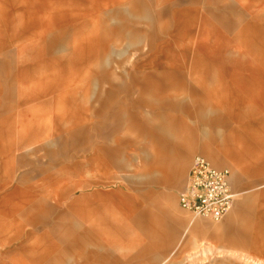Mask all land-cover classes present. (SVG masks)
Here are the masks:
<instances>
[{"label": "crops", "instance_id": "obj_1", "mask_svg": "<svg viewBox=\"0 0 264 264\" xmlns=\"http://www.w3.org/2000/svg\"><path fill=\"white\" fill-rule=\"evenodd\" d=\"M18 1L23 4L18 3L19 6H16V0H0V45L42 43L44 47L41 52L33 50L31 53V58L41 60L49 58L51 51L59 57L62 54L70 58L77 57L82 53L81 49L86 48L90 49L88 55H107L112 52L110 47H115L119 41L121 43L126 39L128 47H133V51H140V56L131 65L133 69L139 70L125 71L119 77L113 78L104 64L96 62L98 63L94 65L96 71L87 79L74 76L75 79L70 83L73 86H69L72 90L69 92L59 93L61 88L56 91L48 84L36 82L33 83L29 94L19 93L21 96L16 97L12 95L15 82L16 86H19L20 80L26 76L31 78L30 74H34V70L30 73L28 71V75L23 71L14 73L11 62L16 53L0 52V124L6 125L4 132L0 131V151H10L6 152L7 156L2 159L7 166L3 173L8 174L6 185L11 184L9 178L11 176L14 178L17 168H26L21 171L19 180L14 182V186L7 193L11 195L9 201L4 200V193L0 197V208L9 206L11 215L13 213L12 217L18 215L33 229L34 235H39V226H48L52 212L61 209L65 212H69L70 209L81 211L91 205V201L97 204L95 201L98 199H101V202L104 200L103 204L107 205L105 198L107 195L102 191L97 194L91 193L84 199L75 198L73 201L65 199L64 192L67 189L60 193L59 171H65L66 179H69L71 176L80 177L82 170L92 172L93 176L95 175L93 170L99 169L97 177L89 179L88 182L103 183L106 177L100 174H104V165L108 164L115 170H120V176L115 180L122 179V172H127L128 180L136 182L141 188L147 187L149 196L146 201L147 211L153 210L164 216L162 220H155V227H172L175 234L182 227L184 230L182 237L190 233L191 242L203 241L213 244L210 252L215 249L227 250V253L232 255L264 259V181L254 176V169L250 171L253 178L238 177L236 166L239 161L233 160L227 144L228 139L224 141L225 154H221L217 147L219 142L214 128L220 122L219 118L208 115L206 106L197 99L198 95L205 96V93H198L195 88L188 89L187 84H181L187 80L184 70L166 69L159 65L163 59L155 53L156 50L166 46L165 49L172 53L166 58L168 62L178 55V50L182 52L186 50L184 47L178 49L180 44L170 36V28L179 23L178 19L169 21L167 16L170 7H173L172 1L170 4H163L161 8L159 4L165 0H126L125 2H129V8L125 6L112 8L111 3L122 0H104L103 7H108L105 14L100 12L98 5L88 9L78 6L77 10L71 8L70 12L65 9L64 12L58 13L55 22L48 20L46 9H26L25 5L30 0ZM95 14L96 16L102 14L98 16V23L100 26L104 24V27L99 30L95 23ZM113 15L115 21L112 19ZM107 16L111 19L109 23L105 18ZM140 23L145 27H138ZM52 25H56V30H49V26ZM66 41H77L78 50L73 52L69 48L61 47L62 42ZM110 41L113 45L109 44ZM142 42L146 43L145 50H142L145 48ZM47 64L50 62L47 61ZM80 64L71 66L69 72L74 75L81 73L83 65ZM144 65L146 67L143 69ZM91 67L93 68V65ZM33 79L35 80L34 77ZM100 83H105L109 87L103 93ZM78 84H81V89ZM14 89L17 92L22 91L16 87ZM62 99L66 107L75 105L76 111L60 109L61 114L57 117L59 124L56 128L53 118L57 102L54 101ZM105 136L109 138L110 146L104 144ZM8 141H12L10 148ZM251 141L260 149L264 147L263 137L256 136ZM240 145L241 149L246 150L240 155V163L255 167L246 161L247 154H254L255 151L248 152L250 149L247 145ZM28 147L42 149L46 162L37 165L34 160L28 159L29 153H24ZM0 153L3 156V153ZM196 154L204 156L217 168L229 169L230 185L236 197L231 210L219 222L212 220L214 223L208 222L210 220L193 215L179 206L177 193L186 185L192 158ZM89 155H92L93 160L88 158ZM123 166L129 168L122 169ZM2 171L0 170V176ZM42 172L45 173L46 183L52 192L50 202L36 195L33 178ZM246 172L248 169L243 173ZM2 189H7L4 182L0 183V190ZM119 190L114 194L116 207L123 205L122 191ZM138 195L136 193L139 202ZM163 198H167L168 201L163 202ZM105 206L100 205L102 210L100 209L98 213L99 221L104 226L100 229L103 230L108 229L111 222ZM171 210L179 212L180 216L174 219L170 215ZM2 212L3 216L0 215V219L4 225L0 224V230L6 232L7 236V229L14 231L12 227H17V221L14 217H6V209ZM68 215L70 213L57 215L53 227H61ZM89 215L91 216L88 214L86 217ZM186 215L190 217L189 220L186 219ZM121 217L117 215V222L113 228L121 227L118 224L119 220H122ZM137 220L136 217L132 218L133 223H137ZM68 223L65 232L60 231L61 228L47 231L49 239L53 238L55 241L42 246V249L45 251L59 249L51 258L42 259L49 256L44 254H31L30 258L26 255L18 257L10 255L34 252L31 246L26 248L20 245L12 248V251H6L8 254L6 264L15 263L14 261L20 258L29 259L32 264H129L126 259H112L106 249L100 255L87 250L89 245L104 248L109 242L107 234L98 236L93 233L92 228L98 222L94 221L92 216L86 221L76 216L73 222ZM152 226L153 220L149 218L147 227L151 231L149 237L151 242L138 252L140 256L148 254L146 259H141L143 263L159 261L158 252L170 250L174 245V238L169 237L173 236L171 232L158 231ZM154 234H164L165 238L161 243H157ZM171 253L173 251L163 257V260L168 259ZM68 255L73 258H65Z\"/></svg>", "mask_w": 264, "mask_h": 264}, {"label": "rangeland", "instance_id": "obj_2", "mask_svg": "<svg viewBox=\"0 0 264 264\" xmlns=\"http://www.w3.org/2000/svg\"><path fill=\"white\" fill-rule=\"evenodd\" d=\"M103 1L104 0H36L34 2L30 0V2H27V5H25V8H29L30 10L35 8L46 9L48 20L51 19L52 22H55L56 16L59 15L58 13L64 12L65 9L70 12L71 8L77 10L78 6L88 9L98 5L100 6V12L105 14L108 7H103ZM125 1L126 0H122L121 2L116 1L111 3V7L125 6L129 8V2ZM170 2L174 8L170 7V10L167 12L169 21L172 19L179 20L176 26L170 28V36L174 38L177 44H180L178 45V49L184 47L186 50L184 51L185 53L182 52V50H178V55H175V57L170 60L172 63L166 60L167 57H170L168 55L171 53L165 49L166 46L156 50L155 53L164 60H160L162 62H160L159 65L166 69L174 68L184 70L187 74V80L186 83L183 82L181 84H187L188 89L195 88L198 93H205V96L198 95L197 99L209 110V112L207 110L208 115L211 114L219 118L220 122L216 124L214 128L216 130L217 142H219L217 147L218 150L221 151V154H225L224 141L228 139L227 144L230 154L234 158L233 160L236 161L238 159L239 161V164L236 166L238 177L253 178L254 176H258L262 178L261 181H264V147L260 149L257 145H253L255 142L254 140V142L251 141V139L256 136L263 137L262 144H264V0H165L160 2L159 5L162 8L164 6L163 4H170ZM18 3L22 2L16 0V6H19ZM99 15L100 14H97L96 16L95 14V23L98 26V30L104 27V24L100 26V23H98ZM81 16L85 19L87 18L86 16ZM105 18L107 23H109L111 20L110 16ZM112 19L115 21L114 15ZM138 27L143 28L145 26L140 23ZM49 30H56V25L49 26ZM76 42H62L61 47H66L76 52L78 50L76 49L78 46ZM126 42V39H124L121 42L122 44L119 41L117 46L110 47L112 52L107 55H88L90 49L86 48L81 49L82 53L72 58L63 56V54L59 57L53 54L52 51L49 53V58L41 60L38 58H31L33 50L35 52H41L42 47H44V44L39 42L0 45V52L3 54L5 52L12 54L14 52L16 53L15 58L13 57L14 59L11 62L14 73L16 71H23L24 74H27L28 71L30 73L34 70V74H30L31 78H27L29 76H26L20 80L19 86H16L17 82H15L12 95L17 97L20 95L19 93L29 94L30 91H32L33 83L36 82L48 84L54 90L61 88V90L58 91L59 93H62V91L69 92L72 90L69 86H73L70 83L75 79L74 76L78 75L80 79L81 77L87 79L96 71L94 67L96 62L104 64L111 72L113 78L119 77L121 73L123 74L125 71L139 70L133 69L131 65L132 62L140 56V51H133V47H128ZM109 44L113 45V42L110 41ZM142 46L145 47L142 50H145L146 43L142 42ZM124 49L128 50L124 51ZM98 50L101 51L100 48ZM47 61H49L50 64H47ZM80 63L83 65L82 69H80L81 73L74 75L69 72L71 66L81 65ZM91 65H93V68ZM128 66H130V68ZM145 67V65L142 66L143 69ZM77 86L80 88L81 84ZM15 87L22 91L17 92L14 89ZM108 88L107 84L100 83L102 93ZM21 100L24 99L21 98ZM55 102L59 105L55 104L56 112L53 118L57 128L59 124L57 117L61 114L60 109L76 111V106L69 105L66 107V103L63 99L61 101H54V103ZM200 107L199 105L198 108ZM248 109L249 111H246ZM246 112L248 114H246ZM199 125L202 126L200 122ZM5 127L6 125H4V123L0 124V131L4 132ZM2 142L3 141H1V143ZM11 143L12 141L7 142L9 148ZM104 144L108 146L111 145L107 136H105ZM240 144L247 145L251 150L248 152L255 151L254 154L248 153L246 157L248 164L250 163L252 166L255 165V167L245 166L243 163H240V155H243V152L246 151L245 149H241ZM0 152L3 153V156L0 153V170H3L0 176V183L4 182V186L7 187L6 190H0V197L3 196L4 193L5 197L3 198L8 202L11 195L7 193L19 180L21 171L26 168H17L14 178H12V176L9 178L11 184L6 185V176L8 174L4 175L3 173L4 170L7 169V166H5L4 160L2 161V159L6 157L7 153H10V151L2 150ZM231 152H233V154ZM24 153H29L27 158L32 161L34 160V163L37 165H41L47 160L44 157L43 150L39 148L33 149L28 147L25 149ZM85 156H87V153ZM91 156L92 155H89L88 158L93 160ZM104 166V174H100L106 177L103 183L88 182L89 179L95 178L97 174H99V169H95L93 170V173H95L93 176L92 172L87 173L85 170H82L80 177L73 178V176H71L69 179H66L67 176L65 171H59L58 184L60 193H63V189H67L64 192V196L68 201H73L75 198H88L87 196H90L91 193L97 194L99 191H102L107 195V197H105L107 198L106 206L103 204L104 200L101 202V199H98L95 201L97 204L91 201V205L84 207L81 211L70 209L69 212H65L64 209H61V211L52 212L50 214L51 218L48 226H39V235H34L33 229L25 224L18 215L13 216L17 221V227H12L14 231L7 229V236H9V238L5 235L6 232L0 230V263L6 264L8 260L7 250L12 251V248L20 245L26 248L31 246L34 248V252L28 251V253L20 252L19 254L10 255L14 257L26 255L30 258L31 254H44L49 256H44L42 259L51 258L59 249L56 250V248L52 251H45L42 249V246H46V244L55 241L53 238L49 239V235H47L49 234V230L52 228H61L60 231L65 232L68 229V222H73L76 216L85 221L92 216L94 221L98 222L92 228L93 233L98 236H102L103 233L107 234L109 240L108 246L104 248L103 246L89 245L87 250L96 252V255L102 254L106 249L109 251L112 259H126L129 264H264V259L262 258L255 259L250 256L232 255L227 253V250L216 251L215 249V251L210 252L211 247L214 246L213 244L203 241L191 242L190 233L185 234L184 232L185 235L182 237L184 231L182 227L178 229L176 234L172 227H155V220H162L164 216L163 214L158 215V213L153 210L147 211L146 201L147 198H149L147 195V187L141 188L136 182L128 180L129 173L127 172H122V179L115 180L116 177L119 178L120 170L117 171L113 166H108V164ZM124 167L127 169L129 168V166H123L122 169H124ZM245 169H248V172H246L247 174L243 173ZM252 169L255 170L254 176L250 172ZM243 174L246 175L244 176ZM33 179H35L36 195L40 196V198H46V200L50 202L52 192L46 183L45 173H39L34 176ZM119 189L122 191L121 197L123 205L121 207H116L114 194L116 190ZM136 193L139 194V202ZM132 194H134L133 197ZM99 201L101 203H99ZM167 201V198H163V202L166 203ZM100 205H104L107 208L108 216H110L111 219L108 226L109 228L105 230L100 229L104 227L98 218L100 215L98 213L101 209ZM4 209H6V217L13 218V213L11 215L10 208L7 205L0 208V215L3 214L2 211ZM66 213H70V215L66 217L65 222H62L61 227H53V221L57 220L58 216H63ZM88 214H91V216L89 215L86 217ZM71 215L75 217L72 218ZM117 215L118 217L122 216V220H119L120 223H118L119 226H121L119 229L113 228V225H116L117 222ZM170 215L174 219H177L180 213L171 210ZM133 217L138 218L137 223L132 222ZM185 217L187 220L190 219L188 215ZM149 218L153 220V229L168 231L173 234V236L169 235V237L174 238V245L172 248L170 247V250L158 252L159 261L143 263L141 259H146L148 254L146 256H140L138 252L143 247H147L151 242L149 238L151 231L150 228L147 227ZM208 222L214 223L211 220ZM1 223L3 222H1L0 219V224ZM164 238V234H154V240L157 243H161ZM170 251H173V253L169 254L168 259L163 260V257L170 253ZM65 258L68 259L73 257L68 255ZM14 262L15 263L12 264H32L29 259L23 258Z\"/></svg>", "mask_w": 264, "mask_h": 264}, {"label": "built area", "instance_id": "obj_3", "mask_svg": "<svg viewBox=\"0 0 264 264\" xmlns=\"http://www.w3.org/2000/svg\"><path fill=\"white\" fill-rule=\"evenodd\" d=\"M185 187L178 195L179 206L193 215L219 222L229 212L236 197L229 169H220L200 154L192 158Z\"/></svg>", "mask_w": 264, "mask_h": 264}]
</instances>
